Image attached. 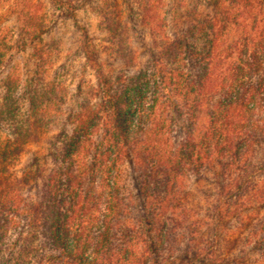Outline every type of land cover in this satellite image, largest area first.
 Listing matches in <instances>:
<instances>
[{"label": "trees", "instance_id": "16d2710c", "mask_svg": "<svg viewBox=\"0 0 264 264\" xmlns=\"http://www.w3.org/2000/svg\"><path fill=\"white\" fill-rule=\"evenodd\" d=\"M50 1L71 12L77 0ZM160 1L133 0L161 23L150 29L158 51L149 67L109 79L86 52L96 90L65 118L68 132L48 148L54 166L44 178L12 168L64 115L65 92L53 83L20 91L9 64L18 44L0 28L1 264H264V185L252 183L264 173V0H207L210 12L196 3L173 39L156 15ZM101 13L117 57L132 63L119 8ZM27 14L26 32L50 29ZM211 166L218 192L200 216L196 197L209 196L191 181ZM252 216L257 224L244 238L218 226ZM221 242L239 246L217 260ZM192 243L188 256L182 250ZM47 247L54 254L44 256ZM253 251L258 257L247 260Z\"/></svg>", "mask_w": 264, "mask_h": 264}, {"label": "rangeland", "instance_id": "374dc122", "mask_svg": "<svg viewBox=\"0 0 264 264\" xmlns=\"http://www.w3.org/2000/svg\"><path fill=\"white\" fill-rule=\"evenodd\" d=\"M196 3H201L202 10L210 12L211 9L207 4V0H161L159 2L157 8H155L156 15L158 18H166L165 31L170 39L185 31L187 26L185 12L190 10ZM114 4L121 12L122 24L126 26L125 36H127L135 53L132 63L124 62L117 57L115 53L116 39L110 32L105 30L101 19V9ZM73 6H75V9L70 12L65 7H56L50 0H0L1 33L9 42H17L19 48L9 64L12 67V74L20 79V91L27 93L29 89H33V86L36 85L37 90L42 87L44 92L48 85L53 83L59 91L65 92V104L62 109L64 115L59 118L56 125L55 123L52 125L48 134L42 137L43 139L34 140L26 148L27 151L24 156L20 157L17 162L14 161L12 170L17 176L26 171L39 169L43 171L44 178L48 171L53 168L54 163L46 156L48 148L54 144L57 136H60L62 132L64 134L68 132L69 125L64 123L67 115L92 97L91 92L96 90L95 71L89 67L86 61V52H93L101 65L102 72L109 79H112L119 73L133 75L139 70L149 67L151 56L158 51L157 46L153 45L150 29L159 32L156 26L161 25L159 23L160 19L155 22L152 12L143 13L144 8L138 6L133 0H77L73 3ZM27 13L34 14L37 20L42 19L44 22L43 28L50 29L43 31V33L40 32L36 37L32 33L26 32L25 26L29 19L25 18ZM30 19L32 20L34 17L31 16ZM38 29H40V26ZM22 30H24V33L21 32ZM21 45L22 48H20ZM13 51L15 52V48ZM40 79L43 81L39 82ZM205 124L206 121L202 120L196 126L195 137L204 133ZM179 132L175 134L176 138L181 136ZM258 157L262 159L264 154H259ZM215 172L216 169L211 166L208 170H201L199 176L191 181V184L203 188L205 194L209 196L208 200L200 194L196 197L199 201L197 205L200 208V216H206L205 206L218 192L217 182L220 181V177L218 174L215 176ZM258 182H260L259 186L264 185V173L253 176L252 183L257 184ZM40 183L39 187H41ZM33 192H36V190L34 189ZM262 211L264 212V208ZM237 221L238 219L233 221L232 218H229L225 223L221 221L218 224V226L224 224L223 229H220L221 233L230 228L235 233L241 232V236L244 238L247 232L257 224L254 216L251 217L249 223L244 225L238 224ZM205 223L209 224L210 220H206ZM235 233L233 234L234 238H236ZM192 238L199 240L198 236ZM230 240L232 241V239ZM233 246L235 247L233 248L230 244L221 242L219 248H217L219 251L215 254L216 259L229 258V252H235L239 243L233 244ZM192 251H194L193 243L188 250L185 248L182 250L188 256ZM43 254L48 256L54 253L47 247L44 248ZM257 254V251L247 253L246 258L247 260L256 259ZM1 262L0 260V264ZM5 262L6 260L3 259L2 264ZM30 263L34 264L32 261ZM194 264L213 263L202 259Z\"/></svg>", "mask_w": 264, "mask_h": 264}]
</instances>
